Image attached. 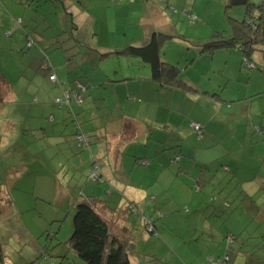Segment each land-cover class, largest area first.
<instances>
[{"label":"rangeland","instance_id":"1","mask_svg":"<svg viewBox=\"0 0 264 264\" xmlns=\"http://www.w3.org/2000/svg\"><path fill=\"white\" fill-rule=\"evenodd\" d=\"M1 1L0 21H7L2 12L11 15L18 10L21 14L17 17L22 20L24 28H18V38L13 39L4 37L5 27L0 29V77L8 83L3 82L0 86L4 99L0 104V241L8 253L5 262L0 260V264H50L36 258L42 249L49 250L55 264H60L57 257L61 255L68 257L64 264H83L67 247L72 233V217L67 214L70 213V203H81L87 192L92 193L96 188V184L87 182L83 176L89 165L95 168V163H91L88 140L84 139L79 144L76 131L75 135L67 129H63L62 134L58 131L61 134L58 135V143L47 137L40 140L42 136L38 129L45 125L46 115H55L61 110L56 100L64 98V91L60 93L57 83L50 80L49 73L43 68L42 49L38 48L42 45L49 57L48 62L53 65L58 63V56L60 63L64 53H70V62L84 61L92 71L94 66L99 67L98 54H113L131 43L134 25L116 13L117 3L111 0H51L48 3L39 0L36 5L39 8H33V11L28 6H20L19 0ZM160 1L147 0L148 12H153V16L158 12L174 16V25L177 26L166 29V35H177L185 41L171 47L176 52L180 47L182 50L192 48L189 40L196 42L199 39L201 44L207 43L214 33L228 36L234 30V23H230L225 14L224 0H177V4L176 0H169L175 13L166 8L163 0ZM249 2L253 5V16H264V0ZM261 5L263 7L258 8ZM92 9L95 10L93 13ZM199 9L200 13L197 12ZM244 9H231V17L242 22ZM140 10L143 12L142 8ZM182 11H194L198 22H185ZM163 21L162 15L154 18L156 30ZM181 22H184L185 29L181 28ZM151 25L147 23V27ZM120 27L129 28L126 38L122 37ZM26 33L34 38L35 45L31 49L25 46ZM123 39H126L124 44ZM15 42L19 43L15 52L6 51L7 46ZM37 52L39 55L36 56ZM169 52L167 50L165 56L170 58ZM91 59L96 61L92 63ZM126 60L112 55L102 67L107 70L119 68L126 64ZM241 73L245 76L241 81H248L253 74L245 69ZM256 79L252 77L251 87L247 89L239 84L228 88L230 93L224 97L230 108L223 106L222 119L213 122V134H204L203 139H199L189 129L185 130L182 138L193 156L186 149L182 155L205 165L222 157L223 167H231L232 164L236 168L233 175L227 170H219V176L205 186L200 197H182L171 202L157 199L155 210L152 207L154 202H149L144 188L142 191L139 183L131 184L126 196L132 197L136 193L132 199L141 202L139 211H147V216H141L139 224L142 226L124 232L127 240L122 238L132 246L131 264H264V248L261 247L264 239L260 238L264 235V98L258 96L256 90L260 86L261 90L264 89V80L257 88ZM23 111H27L35 121L24 119ZM211 111L215 109L212 107ZM209 116L218 118L212 112ZM22 120L27 121L26 126L21 124ZM190 123L187 119L186 124ZM42 144L43 149L39 147ZM191 146L198 152H194ZM92 149L96 155L94 147ZM96 163L102 167L101 161ZM59 173L60 178L57 177ZM141 192H144L143 197H139ZM161 201L166 202L164 209L158 207L163 205ZM5 207L7 209H3ZM71 213L74 216V210ZM149 225L156 228V234L146 231ZM112 234L118 233L112 231ZM233 235L242 238L231 242ZM228 252L233 255L231 263L226 260ZM32 260L34 262H30Z\"/></svg>","mask_w":264,"mask_h":264},{"label":"crops","instance_id":"2","mask_svg":"<svg viewBox=\"0 0 264 264\" xmlns=\"http://www.w3.org/2000/svg\"><path fill=\"white\" fill-rule=\"evenodd\" d=\"M137 1L122 0L115 2L117 3L116 13L128 19V22L134 25L132 28L134 29L132 31L134 35L130 39L131 43H128V45L135 44L137 40L144 41L150 38L154 32H167L166 29L171 27L169 15L162 13L164 21L160 25V28L164 29L159 28L156 30L154 18H159L161 14L158 12V14L153 16V12H148L147 0ZM0 2L2 1L0 0ZM19 4L26 7L27 3H25V0H19ZM151 5L153 4L151 3ZM140 8H142L143 12H141ZM192 9L195 10L193 6ZM7 10L9 12L12 11L11 9ZM94 11L92 9V13ZM200 11V9L197 10L199 13ZM2 13L4 14L3 17L7 19L6 22L0 21V23H3L0 29L2 30L5 27L4 37L6 39L18 38L16 31L18 28H24L22 20L17 17L21 12L16 10L11 15H7L5 11ZM144 14H147L148 17ZM147 23L153 25L147 27ZM120 31H122V37L126 38L129 28L120 27ZM7 35L9 38H7ZM27 35L28 33H26ZM139 36L140 39H138ZM124 42H126V39H123V44ZM18 45L19 43L17 42L9 44L6 51L13 54ZM56 46L59 48L58 44ZM3 49L5 50V48ZM38 49H42L43 54L46 53L42 45ZM200 49L182 53V60L187 64L183 78L197 89V94H189L181 90L155 92L153 87L152 90L154 92L147 90L144 94L142 88L148 85L146 81L149 79V73H141L139 71L141 70L140 64L132 60H126V64L120 65L119 68L111 67L107 70L102 65H104L103 62L108 60V58H101V54H98V57L100 56L99 67L97 69L94 66L92 71L88 63L84 61L80 63H75V61L70 62V53H64V58L60 63V56H58L59 61L56 65L49 62L53 69L52 72L56 75V83L60 89V93L66 89H70L75 80H80L87 85L89 84V91L85 96L84 105L80 108H74V116L70 114L67 108L61 109L55 115L52 113L49 116L46 115L44 117L47 118L45 119L46 121L43 120L45 125L43 128L38 129V132L41 133L40 136H42L40 140L47 137V139H54L55 143H58V135L62 134L63 129L72 131L73 135H75L76 131L77 135L76 122L79 124L80 130L78 132L84 133L89 142L90 158L102 162L101 181L106 182L108 188H110L109 190L115 194L109 195L110 193L104 192L101 196V190L95 188L92 190V193L87 192V195L102 198L94 202L103 217L102 219L106 222L110 218L106 215L108 213L104 214L103 212L107 210V207H115L120 202L113 217L116 224H119V228L113 230L118 235L120 228L126 232L134 230L137 226H142V223L139 224L140 220L136 219L127 210L123 202H133L139 210L141 202L132 199L134 196H137L136 193H133L132 197L126 196L131 184L139 183L142 191L144 188L149 202H154V204L152 203V207L155 210L157 208L155 204L157 199L159 201L168 199L171 202V200L182 197L194 198L195 195L193 194H195V191L193 188L195 178L193 179L192 176L194 171L198 172L204 182L209 185L219 176V170H227L231 175L236 170L230 163L231 167H223L221 165L223 164L222 157H220L219 161L216 159L211 160L208 165L198 163L197 160L191 157L187 158L182 155L181 149H186L191 156H193V153L185 145V140L182 138H184L185 130L190 129L189 125L186 124L187 119L190 122L195 121L200 123L204 134H213V122L216 119H222L223 106L227 105L230 108L229 102L224 97V94L230 93L228 88L239 84V86L243 85L247 89L251 87L252 77H257L258 88L260 86L259 83L264 80V55L257 52L252 53V56L249 58V61L254 66L257 65L258 68H261L258 70L245 67L243 65L242 52H236L234 48L219 51H200ZM37 55H39V52L36 53ZM95 61V59H91L92 63ZM244 69L253 72L248 81L246 79L241 81L242 78H245L244 74L241 73ZM139 74L143 76V80L141 81L136 79ZM260 88L261 86L256 89L258 90L257 95L264 92V89L261 90ZM238 91L241 94L242 89L239 87ZM132 98L133 102L131 101ZM138 98H141L142 101L139 102ZM262 98H264V95H262ZM145 102L147 105H145ZM212 107L215 111H211ZM211 112L214 117L218 116V118L211 119L209 116ZM21 113L24 119L29 118L30 122L35 121L29 116L27 111ZM21 122L23 126L27 125V121L22 120ZM28 130L30 129L28 128ZM58 131L61 134H58ZM63 135L60 136L62 140ZM178 144H180V147ZM39 147L43 149L44 144L39 145ZM92 147L96 150V155H94ZM191 149L196 153L198 152L195 147L191 146ZM177 154L182 155V159L179 162H176L177 160L174 161L175 157H178ZM84 156L87 160L89 159L86 154ZM138 159L148 160V163L145 166L137 165L135 162ZM239 164L242 163L239 162ZM188 170L192 172L188 173ZM246 170L249 171V168L247 167ZM254 175L257 177L256 173ZM83 176L86 178V171L83 173ZM143 194L141 192L139 197H143ZM117 197H119L118 200ZM161 202L163 205H158V207L164 209L166 202ZM142 214L147 216V211H143ZM122 238L125 239V236H121ZM7 256L8 253L5 252L3 243L0 241L1 261L5 262Z\"/></svg>","mask_w":264,"mask_h":264},{"label":"trees","instance_id":"3","mask_svg":"<svg viewBox=\"0 0 264 264\" xmlns=\"http://www.w3.org/2000/svg\"><path fill=\"white\" fill-rule=\"evenodd\" d=\"M40 1H43V3H48L51 0H40ZM111 1L117 2L122 0H111ZM163 1L165 2V4H167L166 8L172 10V12L175 13V10H173L170 7V4L168 3L170 1L169 0H163ZM37 2H39V0H25V3H27L26 6H28L29 9H32V11L33 8L35 9L39 8V6H36L38 4ZM160 2L161 1L159 0L158 3ZM224 2H225L224 3L225 14L227 15V19L230 23H234L233 24L234 30L231 33V35L227 36L225 33H214L216 35L213 34L207 43H202V44L199 41L194 42L193 40H189L190 42L188 41V43L189 44L191 43V46H193L192 48H187L185 50L184 49L182 50V48L180 47L179 51L176 52L175 49H172L171 47H173L175 43H177V45L179 42L185 43L184 39H182L177 35L176 36L166 35L167 34L166 32L161 31L158 33L155 32L150 38L144 41H137L136 42L137 44L136 43L129 44L127 45V47L117 50L113 54L111 52H108L106 54H101L100 56L101 58H108L113 55L114 57L115 56L123 57L127 60H136V62L141 66V70L139 71L141 73L146 72L145 74L149 73V79H147L146 81L148 85L147 87L145 86L142 88L144 94L147 90L153 91L152 87L154 88L155 92L163 91V90L166 91L181 90L185 93L197 94L198 93L197 89L194 86L190 85L182 77L185 72V69H187L186 65L183 66V63L186 62H184V60L182 59H183V54L185 52L198 49L199 47L201 48V51H214V50L219 51V50L234 48L236 52H242L243 65L245 67L258 69V70L261 69L258 68L257 65L254 66V64H252L249 61V58L252 56V53H257V52L264 55V16L252 15L253 5L250 4L249 0H224ZM260 7L262 8L263 6L261 5L258 8ZM239 8H245L244 10H246L242 22L232 18L230 13L231 9H239ZM159 13L161 15L162 13L169 15L171 20V27L169 29L171 28L173 29V27L175 26L174 16L170 15L167 12H159ZM182 14L185 16V22L188 21V23L190 24H195L198 22V17L196 16L195 13L193 12L188 13L182 11ZM181 25H182L181 28L185 29L184 22H181ZM34 45H35L34 39L30 37L28 34L26 36V44H25L26 48L31 49ZM167 50L168 52L170 51L169 52L170 58L165 56L167 54ZM42 55L44 60L43 68L49 73V77L51 76L56 77V75L52 72L53 69L48 62V58H47L48 56L46 55V53L43 54V52ZM180 67H184V69L181 70ZM136 79L138 81L143 80L142 74H139L136 77ZM3 82H6L5 78L0 77V86L1 83ZM55 82H57V78ZM78 86H82L84 88V91L81 92L78 89ZM90 87L92 86L90 85ZM73 91H75L76 98H70L69 103H67L68 106H65L66 105L65 102L58 104V106H60L59 107L60 109L67 108L70 114H73L74 116V111H73L74 108H80L84 105L85 96L89 91V84L87 85L84 82H81L80 80H75L73 81L71 88L64 90V93L70 95ZM203 95L206 96L207 94H203ZM262 95H264V92L263 94H259L258 96H262ZM138 101L141 102L142 99L138 98ZM3 102L4 99L1 97L0 94V104ZM145 105H147L146 102ZM194 125L198 126L199 131H195V128L193 127ZM189 128L192 129L193 133L197 134V137L199 139H203L204 130H202L203 127L201 126L200 123L191 121ZM76 129H78V131L80 130L79 124L77 122H76ZM78 131H77L76 139H78L79 144H81L80 142L81 139L86 140V137H84L85 136L84 133ZM178 146L180 147V144H178ZM181 151L183 150L181 149ZM181 156L175 157L174 161L177 160L176 162H179L181 160ZM147 161L148 160L138 159L136 160L135 163L140 166L142 165L145 166L148 163ZM91 163H95V168L89 167L90 165L87 167L86 169L87 182H90L94 185L96 184L97 185L96 189L99 188L101 190L100 193L101 196L104 194V192L110 193L109 195L113 194V192L109 190L110 188L107 187V183L104 182L103 180L101 181V177H102L101 168H99L94 158H91ZM188 171H189L188 173L192 172L191 170ZM57 175L56 176L58 178L61 177V173ZM192 176L193 179L195 178V184L193 188V190L195 191V194H193L195 195L194 198L200 197V194L203 192L207 183L204 182V180L201 178L198 172L194 171V174ZM101 182H104L103 185H100ZM205 198L209 199L207 197ZM101 199L102 198L99 196L91 195L90 197L87 195L85 200L82 201L81 203L74 204L73 202L72 203L69 202L70 213H68L67 216L69 215L68 217H72L71 219L72 233L69 242L67 244V247L69 246V248L76 254L78 259L83 264H131L130 254L132 252V246L129 243H125V241L121 239V236H124L123 229L122 228L119 229L118 231L119 235L117 234L114 236L112 234V231L115 228L116 229L119 228V224L118 223L116 224V222L113 221V217L116 208L119 207L120 202L116 204L115 207H111V206H109L110 208L107 207V210L103 212L104 214L108 213L106 215H108V217L110 218L106 222L102 219L103 217L99 213V210L97 209V206L94 202ZM118 199L119 197H117V200ZM123 202L125 207H127V210L136 219L140 220L141 216L143 215L138 210L137 205L133 202L132 203L128 201H123ZM0 207H2L1 203H0ZM71 210H74L75 212L74 216H71L72 214ZM158 213L162 215L161 217H164V215L160 211H158ZM1 215L2 214L0 210V216ZM151 225H149V228H147L146 231L154 235L156 234L157 231L156 228ZM144 233L146 232L144 231ZM241 238L242 237H236L235 235H233L231 236L230 241L232 242L234 240H241ZM260 238L264 239V235H262ZM58 245H60V243H58ZM261 247L264 248V244H262ZM239 250L242 249L240 248ZM36 258L43 261H47L50 264H55V261H53V259L55 258L50 256L48 249L40 250ZM57 258L60 259V264H64L68 260V257L65 255L64 256L61 255ZM232 258L233 255L229 254L228 252V255L226 256L227 262L231 263Z\"/></svg>","mask_w":264,"mask_h":264},{"label":"built area","instance_id":"4","mask_svg":"<svg viewBox=\"0 0 264 264\" xmlns=\"http://www.w3.org/2000/svg\"><path fill=\"white\" fill-rule=\"evenodd\" d=\"M194 19V18H193ZM50 80H52V81H56V77L55 76H51L50 77ZM78 89L82 92V91H84V88L82 87V86H78ZM70 98H76V94H75V91H73L70 95H68V94H66V93H64V98L62 99V98H60V99H57L56 100V103L57 104H61V103H69V99ZM194 128H195V131H199L198 130V126H196V125H194L193 126ZM84 139H81V141H83Z\"/></svg>","mask_w":264,"mask_h":264}]
</instances>
